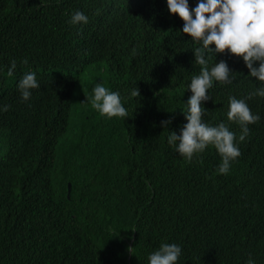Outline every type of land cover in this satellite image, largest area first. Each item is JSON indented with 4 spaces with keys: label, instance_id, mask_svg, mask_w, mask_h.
I'll use <instances>...</instances> for the list:
<instances>
[{
    "label": "trees",
    "instance_id": "1",
    "mask_svg": "<svg viewBox=\"0 0 264 264\" xmlns=\"http://www.w3.org/2000/svg\"><path fill=\"white\" fill-rule=\"evenodd\" d=\"M76 11L87 24L69 23ZM182 28L167 0H0V264H149L162 243L180 246L178 264H264V98L247 99L264 84L227 50L209 55L235 73L209 90L204 120L238 141L235 96L260 121L227 175L214 147L185 161L167 137L201 66ZM26 73L40 87L23 101ZM96 83L128 118L91 108Z\"/></svg>",
    "mask_w": 264,
    "mask_h": 264
},
{
    "label": "clouds",
    "instance_id": "2",
    "mask_svg": "<svg viewBox=\"0 0 264 264\" xmlns=\"http://www.w3.org/2000/svg\"><path fill=\"white\" fill-rule=\"evenodd\" d=\"M170 14L177 15L183 21L182 33L190 37L196 47L192 52L194 62L200 65L199 75H194L188 85L192 95L185 103L182 111L187 121L179 130L170 131L168 144L184 158L192 162L194 157L201 155L210 146L214 147L221 163L218 173L227 175L231 163L242 155L238 141H245L249 135V125L260 121V116L252 112L246 99L230 96L227 119L240 128L237 134L230 130L224 122L215 126L204 120L207 109L204 102L212 99L209 90L215 83L231 84L233 72L226 61L215 62L208 67L209 55L228 53L241 58L249 70V76L264 84V0H197L196 6L190 7L189 0H167ZM99 14V12H97ZM70 24H87L88 17L81 11L72 14ZM214 46V47H213ZM23 63H27L25 59ZM258 65V66H256ZM16 62L12 61L8 74L12 75ZM18 90L23 101H28L32 90L40 87L35 73L24 74L18 82ZM91 97L87 102L101 117L128 118V110L123 98L117 91H112L102 83H96ZM132 97H140L138 88L131 93ZM264 98V87H259L249 93L247 99ZM9 105H4L2 111L7 112ZM171 119L161 121V126L168 128ZM181 248L176 244L162 243L158 250L148 256L149 264H178ZM246 264H255L249 257Z\"/></svg>",
    "mask_w": 264,
    "mask_h": 264
},
{
    "label": "water",
    "instance_id": "3",
    "mask_svg": "<svg viewBox=\"0 0 264 264\" xmlns=\"http://www.w3.org/2000/svg\"><path fill=\"white\" fill-rule=\"evenodd\" d=\"M69 187H70V184L68 183V193H69ZM68 193H67V194H68Z\"/></svg>",
    "mask_w": 264,
    "mask_h": 264
}]
</instances>
